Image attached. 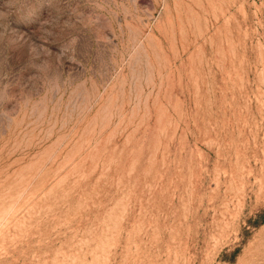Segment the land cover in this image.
Instances as JSON below:
<instances>
[{"label":"rangeland","instance_id":"1","mask_svg":"<svg viewBox=\"0 0 264 264\" xmlns=\"http://www.w3.org/2000/svg\"><path fill=\"white\" fill-rule=\"evenodd\" d=\"M0 264H264V0H0Z\"/></svg>","mask_w":264,"mask_h":264},{"label":"clouds","instance_id":"2","mask_svg":"<svg viewBox=\"0 0 264 264\" xmlns=\"http://www.w3.org/2000/svg\"><path fill=\"white\" fill-rule=\"evenodd\" d=\"M16 215L15 208L9 209L7 213L0 212V235L13 231V221Z\"/></svg>","mask_w":264,"mask_h":264}]
</instances>
